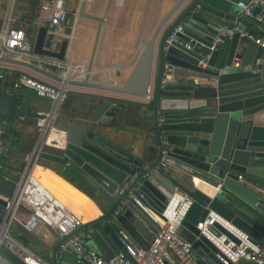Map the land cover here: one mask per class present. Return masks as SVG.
<instances>
[{"label": "water", "instance_id": "water-1", "mask_svg": "<svg viewBox=\"0 0 264 264\" xmlns=\"http://www.w3.org/2000/svg\"><path fill=\"white\" fill-rule=\"evenodd\" d=\"M85 1L81 13L97 20L98 25L84 75L69 84L105 93H87L89 98L78 103V115L66 122L64 147L40 154V159L56 167L57 174L81 184L107 206L76 232L87 230L86 240L105 257L124 252L120 231L133 230L139 218L130 193L142 191L147 207L159 212L172 191L179 188L193 203L178 234L191 242L206 264H221L213 245L202 236L196 237L195 224L209 209L252 239L264 241V47L239 38L235 32L208 49L219 28L232 26L239 10L237 2L246 0H176L139 36L140 50L121 85L89 81L90 73L95 71L92 60L103 18L85 13ZM263 6L256 5L243 19L244 29L262 40L264 22L256 16ZM248 22L254 27L246 26ZM178 24L182 25L181 31L166 44L164 39ZM44 36L42 26L35 39V53L61 59L67 39L61 41L58 52H51L42 47ZM186 43L193 48L187 49ZM234 55L240 58L239 65L228 66ZM257 58H261L260 63ZM152 65L156 67L152 95L148 102L136 101L138 108L133 113L119 94L145 96ZM195 74L204 77L197 85L192 83ZM20 92L25 94L22 90L17 94L3 92L0 87V118L7 124L15 123L17 112L28 110ZM29 94L49 101L36 93ZM133 115L144 127L146 142L130 145L106 140L104 136L121 140L120 127ZM171 166L213 184V193L177 175ZM14 187L15 180L0 170V195L11 196ZM1 196L0 216L4 205ZM62 241L59 239L54 246L53 264H80L70 253H63L61 262H57L56 252ZM1 254L13 264H24L5 248Z\"/></svg>", "mask_w": 264, "mask_h": 264}, {"label": "built area", "instance_id": "built-area-1", "mask_svg": "<svg viewBox=\"0 0 264 264\" xmlns=\"http://www.w3.org/2000/svg\"><path fill=\"white\" fill-rule=\"evenodd\" d=\"M67 2L68 0H40V8L45 13L46 23L42 47L51 52H58L61 41L67 39L65 52L69 54L68 59L38 57L39 61L50 64L58 70V78L48 81L24 70H16L14 73L15 88H28L37 95L48 98L49 105L46 109L33 111L37 128L35 144L26 157L25 167L19 177L14 179L15 187L12 195L3 197L0 195L4 200L3 212L0 216V264H13L1 254L2 248L18 256L24 264H53L51 260L15 237L11 231L12 224L19 225L24 231H32L38 224L50 227L56 232L58 240L63 239L58 246L59 252L72 254L80 264H206L204 258L196 254L191 242L178 234L181 222L193 203V199L181 189L175 188L172 191L159 212H153L147 207L143 202L145 194L142 191L136 189L135 193H130L133 205L146 212L153 225L151 239L145 246H141L121 230L119 239L124 252L119 250L108 258L95 248L86 245L84 237L76 232L82 224L81 217L72 212L32 173V167L38 162L41 152L46 147H64L65 131L55 126V120L67 96L69 81L82 79L85 71L86 63L76 59L71 48L72 28ZM262 4H264L263 0L237 2L239 10L232 26L219 28L208 49H214L216 44L222 43L225 37H231L235 32L239 33V38L245 37L264 47V40L245 30L243 22L256 5ZM256 17L264 22V6L261 8V14ZM64 27L71 29L66 33ZM181 29V24L175 26L164 42L169 44L175 40L176 33ZM0 41L2 53L13 54L23 61H28V58L34 55L33 47L23 29L6 25L4 31L0 33ZM185 47L193 48L189 43H186ZM256 62L260 63L261 58H257ZM239 63L240 58L234 55L228 66L236 67ZM199 65L204 67L201 61ZM11 72L13 71L10 69H0V78L5 73ZM202 79L192 76L194 84H198ZM149 91L143 96L145 100L149 99ZM16 114V119H24L22 113ZM5 124L0 120V161L9 150V145L4 140ZM122 190L123 188L119 192ZM195 226L198 230L196 237L202 236L213 245L216 249L215 257L221 264H264V241L252 239L218 212L209 209Z\"/></svg>", "mask_w": 264, "mask_h": 264}, {"label": "crops", "instance_id": "crops-1", "mask_svg": "<svg viewBox=\"0 0 264 264\" xmlns=\"http://www.w3.org/2000/svg\"><path fill=\"white\" fill-rule=\"evenodd\" d=\"M88 1L90 5L86 13L101 16L103 18L92 60V68L95 71L90 73L89 81H95L102 84L121 85L132 69L136 56L140 50V44L138 42L139 36L144 35L146 29L149 25H153L152 23H154V20H156L157 17L159 19L162 15L168 12L176 0H121L119 3L117 0H113L110 5L108 2L107 4L105 2L103 8H99L98 12H95L93 8L94 0H86L83 9L85 10V5ZM82 2L83 0H78L75 9H72L67 3L70 27L72 29L69 27H64L63 29L66 33L71 29L72 39L70 43L76 59L87 63L92 51L98 22L97 20L88 18L84 15L81 16L80 11ZM74 15V20H72ZM44 16L45 13L40 8V0L37 1L35 6H32L30 0H0V33L4 31L6 25L23 29L26 38L30 41L33 47L32 53L34 54L28 58V61H23L16 58L13 54L2 53V42L0 41V69H10L13 71L10 74L5 73L0 78V87L3 92L9 90L12 91V93L17 94L22 90L25 94H21L20 92L19 95L21 99H23L24 96L32 97L29 94L34 93L32 90L25 87H14V73L16 70H24L48 81H53V79L58 77L57 69L50 64L38 60V57L40 58L41 56H55L37 54L34 51V43L38 30L42 26L45 27L46 24ZM80 20H82V23L79 32H77L76 24L79 23ZM245 25L251 28L254 27V25L249 22L245 23ZM141 26L144 28V31L143 29L140 31ZM74 42H77L76 49L73 48ZM68 55L69 54L64 51L62 58L68 59ZM194 77L204 78L202 75L197 74H195ZM155 78L156 67L155 65H152L149 83V99L152 95ZM95 92L99 93L101 90L92 87H82L71 84L67 85V96L61 104L58 116L55 120V126L58 129L64 130L65 136L66 122L70 117H76V115H78V103L85 98H89L87 93ZM101 93L105 92L102 91ZM119 95L127 101L125 105L129 110H132L133 113L138 108L136 101H149V99L145 100L143 96L138 97L127 94ZM32 98L33 100L28 101V104L24 103V106L27 107L28 110L22 113L24 116L23 120H18L15 117V123L7 124L3 118H0V120H3L6 123L4 140L9 145L8 152L1 158L0 170H2L7 177L12 179H17L19 177L22 169L25 167L26 157L30 154L32 147L35 144L37 128L33 119V111L36 109H46L49 105V101L47 100ZM17 109L19 110L22 108L17 106ZM19 113H21V111ZM120 132L123 135L121 140H114L115 137L111 138L110 136L104 137L106 140L113 143L116 141H122L123 143H130V145H132L134 141L146 142L144 127L140 125L135 115L131 116L121 125ZM53 149L57 148H45L47 151H52ZM151 156L152 155L149 157ZM36 167H39V170L34 174ZM54 169L56 170L55 166L49 164L43 159H39L32 167L31 171L42 182V174L49 178H53L54 175V178L52 179L53 186H56L55 182L58 180L59 182H66L72 187V189H74L71 198L64 203L72 212L81 217L82 224L102 214V211L107 206L102 205L97 197L81 184L61 177ZM135 208L138 212L139 218L133 223V230L123 231H125L136 244L145 246L151 239L153 225L146 212L136 206ZM39 226L42 227L38 231L36 229L37 227L32 231H24L19 225L13 224L11 231L13 235L20 239L25 245L52 261L53 249L58 242V236L50 227L44 224ZM48 231H51L53 235ZM79 233L84 237L87 246L99 251L94 244L86 240L87 230H81ZM56 254L57 262L60 263L63 253H60L57 249Z\"/></svg>", "mask_w": 264, "mask_h": 264}, {"label": "bare ground", "instance_id": "bare-ground-1", "mask_svg": "<svg viewBox=\"0 0 264 264\" xmlns=\"http://www.w3.org/2000/svg\"><path fill=\"white\" fill-rule=\"evenodd\" d=\"M117 1L118 3L121 2V0H117ZM172 169L176 173H178L180 176L188 180L189 182L198 186L200 189L207 191L208 193H213L214 191L213 184L206 182L196 177L195 175L190 174L182 169L175 168V167H172ZM37 170H39V167L35 168L34 174L36 173ZM42 178H43V183L45 184V186L48 187L52 191V193L56 197H58L62 202H65V201L67 202V200L71 198V194L74 192V189H72V187L69 184H67L66 182H59L58 180H56L57 182V183L55 182L56 186H53L52 179L54 178V175H53V178H49L48 176L42 174Z\"/></svg>", "mask_w": 264, "mask_h": 264}, {"label": "rangeland", "instance_id": "rangeland-1", "mask_svg": "<svg viewBox=\"0 0 264 264\" xmlns=\"http://www.w3.org/2000/svg\"><path fill=\"white\" fill-rule=\"evenodd\" d=\"M111 1H113V0H94L93 1V8H94V10H95V12H98V9L99 8H103V6L105 5V2H106V4H107V2H108V4L110 5L111 4ZM68 5L72 8V9H75L76 7H77V4H78V0H68ZM89 5H90V3H89V1L86 3V7H85V10H84V12L86 13V11L88 10V7H89ZM106 7H107V5H106ZM80 13H81V11H80ZM83 14L81 13V16H82ZM74 17H75V15L72 17V20H74ZM81 23H82V20H80V22L79 23H77L76 24V26H77V32H79V29H80V25H81ZM76 44H77V42H74L73 43V48L74 49H76L77 48V46H76ZM33 100V98L32 97H27V96H24L23 97V99H22V101H23V103H25V104H28V101H32ZM39 225H41V224H38L36 227V229H37V231L39 230V229H41V227L42 226H39ZM13 228V224L11 225V229ZM51 235H53V233H51V231H48ZM46 240H48V239H46Z\"/></svg>", "mask_w": 264, "mask_h": 264}, {"label": "trees", "instance_id": "trees-1", "mask_svg": "<svg viewBox=\"0 0 264 264\" xmlns=\"http://www.w3.org/2000/svg\"><path fill=\"white\" fill-rule=\"evenodd\" d=\"M38 0H30V3L32 4V6H35ZM55 170V169H54ZM56 171V170H55Z\"/></svg>", "mask_w": 264, "mask_h": 264}]
</instances>
